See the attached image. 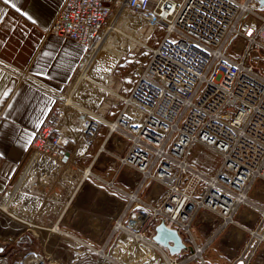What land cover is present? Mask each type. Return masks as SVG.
<instances>
[{
  "label": "built area",
  "instance_id": "obj_1",
  "mask_svg": "<svg viewBox=\"0 0 264 264\" xmlns=\"http://www.w3.org/2000/svg\"><path fill=\"white\" fill-rule=\"evenodd\" d=\"M128 11L142 14L153 27L161 26L164 35L149 48L147 59L133 68L128 77L134 76V83L126 95L119 96L122 108L107 119L83 89L85 83H95L86 62ZM48 32L71 38L86 50L71 84L56 95L31 140L29 157L35 152L40 156L35 168L39 181L24 180L23 171L17 181L19 191L0 198V210L9 213L29 205L18 202L16 194L26 193L29 199L40 182L64 168L77 167L81 180L94 175V162L79 166V160L102 127L106 135L98 153L114 154L120 167L138 173L139 182L134 192H125V209L113 222L108 240L113 238V243L107 254L55 224L50 228L75 244L50 235L57 244L51 254H39L42 264L45 258L48 264L55 263L54 253L62 246L65 252L75 253L81 246L93 250L90 264H102L101 257L108 264H149L154 256L160 259L155 264H179L178 254L168 256L152 239L159 222L178 234L187 233L193 242L188 258H202L204 249L192 237L196 213L207 210L230 225L246 203L258 208L257 226L249 230V237L264 243V206L248 198L253 180L264 181V67L258 64L264 60L262 0H157L154 4L150 0H64ZM235 40L240 41L239 50L232 48ZM107 141L117 145L119 152L108 149ZM194 144L220 155L213 173L189 164ZM151 183L166 188L157 201L138 195ZM141 246L149 251L147 257L140 254ZM115 249L123 259L114 254Z\"/></svg>",
  "mask_w": 264,
  "mask_h": 264
},
{
  "label": "crops",
  "instance_id": "obj_2",
  "mask_svg": "<svg viewBox=\"0 0 264 264\" xmlns=\"http://www.w3.org/2000/svg\"><path fill=\"white\" fill-rule=\"evenodd\" d=\"M63 1L11 0V3H5L0 0V198L14 189L19 191L17 181L29 160L34 132L53 107L56 95L71 84L86 50L84 45L71 38L48 32L49 25ZM150 1L154 4L157 0ZM111 31H115L114 26L108 34ZM105 40L95 54L89 56L86 63H93ZM102 143L103 141L99 146ZM106 147L119 152V147L112 141H107ZM98 148L88 165L95 161ZM89 152L90 149L87 155ZM80 160L79 166L87 165ZM189 164L196 168L195 165ZM31 166L37 167L35 158L27 167ZM74 171L79 169L64 168L54 176L49 175L40 182L42 184L37 190L34 189L29 199L26 198V193L16 194L15 199L18 202L26 201L29 205H23L19 210L9 213L0 210V264L19 260L17 256L22 252L26 254L19 264H28L39 254L53 252L57 244L56 238L47 234L40 236L37 229L47 228L45 224L52 221L49 228L57 224L58 228L63 230L60 228V222L66 196L60 177L66 172L72 174ZM34 178L39 181L38 176ZM256 180H253L252 184ZM260 185H264V181ZM165 190L164 186L154 183V189L148 194H154L151 201L159 200ZM49 192H52V197ZM248 198L255 201L250 195ZM263 206L264 204L258 207ZM243 208L238 212L239 215L236 211L235 223L230 225H224L216 214L207 211L211 216L209 215L206 225H213L215 229L207 237H203L198 229H195L203 212L200 215L201 210L198 211L192 219L194 243L203 247V253L209 260L208 264H264V243H254L249 237V230L257 226L258 215H251L250 208L246 206ZM12 216L14 218H11ZM240 221L249 223L250 228L242 226ZM194 232L197 233L196 236ZM179 235L186 246L178 253L179 264H198L195 259L188 258L192 253V240L181 236V232ZM46 238L48 241L45 244ZM19 239H22V245H17ZM88 244L91 245L92 240ZM141 248L140 254L147 257L149 251L144 246ZM59 250L57 249L54 255ZM237 250L240 251L238 257ZM117 251L115 249L114 254L123 259L124 256ZM159 260L158 256H154L149 264H155Z\"/></svg>",
  "mask_w": 264,
  "mask_h": 264
},
{
  "label": "rangeland",
  "instance_id": "obj_3",
  "mask_svg": "<svg viewBox=\"0 0 264 264\" xmlns=\"http://www.w3.org/2000/svg\"><path fill=\"white\" fill-rule=\"evenodd\" d=\"M258 11L261 12V9ZM123 17L114 24L115 31H111L110 34H107L108 36L106 35L107 38L93 63H87L86 65L87 73L95 83L87 82L83 89L95 103L97 112L104 115L107 119H112L122 108L119 96L126 95L132 87L134 76H128H130L133 68L147 59L149 48L155 46L164 35L161 26L153 27L152 24L144 21L145 17H142V14L128 11ZM240 46L239 40H235L232 44L234 50H239ZM255 59H257V55L254 53V63ZM258 64L263 68L264 60L258 62ZM105 135L106 128L102 127L91 145L89 154L83 157L80 162L87 164L91 161L99 144L102 141L104 142ZM188 162L210 174L216 170L220 162V155L202 147L200 144H194L191 147ZM41 167L42 170H46V165ZM91 170L94 175L85 180L80 179V171H74L72 174L66 172L60 177V182L64 184L66 196L60 228L86 243L92 240L91 246L95 249L102 248L105 245V248L103 247L104 253L107 254L111 250L113 243V238L108 242L113 222L125 209L127 196L124 192L130 193L137 189L139 175L131 168L120 167L116 156L111 155L107 151L97 154ZM35 172V166L25 167L24 180L36 182L37 180L34 178ZM261 182L263 181L260 179L256 180L254 184H251V189L248 191V195L255 200L257 206L264 204V185L261 186ZM152 189H154V183L148 184L147 188L138 192V195L144 198ZM49 194L52 197V192H49ZM153 198L154 194L152 193L146 199L151 201ZM245 206L250 208L251 215H258V208L249 203L241 205L238 208L237 215ZM201 212H203L199 218L201 220L195 225V229H198V232L203 237H207L215 229L212 227L213 225H206L210 218L209 212L201 210L199 214ZM203 214L206 216H203ZM239 223L250 228L249 223L244 221ZM50 225H52V221L49 224H45L47 228L37 229L38 234L40 236H43V234L53 235L60 238V242L75 244L72 238L65 237L60 231L57 230V233L53 232L52 228H49ZM196 234L194 232V236ZM181 236L190 239L185 232H181ZM62 247L54 255L55 263L53 264H90L89 255L95 257V252L86 246L79 247L75 253L65 252L63 250L64 246ZM162 249L167 255H170L165 247H162ZM85 251H88V253H85ZM240 251L237 250V257ZM25 254L22 252L17 257L22 260ZM35 258L41 257L37 256ZM35 258H32L28 264ZM100 259L102 264H108L106 258L101 257ZM45 261L48 264L46 258ZM195 261L198 264H208L209 260L206 258V254L203 253L202 258H197ZM14 263L11 262L10 264Z\"/></svg>",
  "mask_w": 264,
  "mask_h": 264
},
{
  "label": "water",
  "instance_id": "obj_4",
  "mask_svg": "<svg viewBox=\"0 0 264 264\" xmlns=\"http://www.w3.org/2000/svg\"><path fill=\"white\" fill-rule=\"evenodd\" d=\"M152 239L160 246L165 247L170 254H178L186 248L178 232L166 227L163 222H159L155 226V234ZM240 264L244 263L241 262Z\"/></svg>",
  "mask_w": 264,
  "mask_h": 264
},
{
  "label": "bare ground",
  "instance_id": "obj_5",
  "mask_svg": "<svg viewBox=\"0 0 264 264\" xmlns=\"http://www.w3.org/2000/svg\"><path fill=\"white\" fill-rule=\"evenodd\" d=\"M181 1V0H180ZM35 158L36 159V162H39L40 161V156L38 155V152H35L33 153L30 157H29V160L27 162V165L26 167L30 164L31 160ZM38 230H42L41 228H38ZM53 232H58L54 227L51 229ZM101 253V252H100ZM29 264H42V259L41 258H35L34 260H32L31 263Z\"/></svg>",
  "mask_w": 264,
  "mask_h": 264
},
{
  "label": "snow or ice",
  "instance_id": "obj_6",
  "mask_svg": "<svg viewBox=\"0 0 264 264\" xmlns=\"http://www.w3.org/2000/svg\"><path fill=\"white\" fill-rule=\"evenodd\" d=\"M5 3H11V0H4ZM262 2H264V0H262ZM13 7H15V5H12Z\"/></svg>",
  "mask_w": 264,
  "mask_h": 264
},
{
  "label": "trees",
  "instance_id": "obj_7",
  "mask_svg": "<svg viewBox=\"0 0 264 264\" xmlns=\"http://www.w3.org/2000/svg\"><path fill=\"white\" fill-rule=\"evenodd\" d=\"M19 244L22 245V239H19V240L17 241V245H19Z\"/></svg>",
  "mask_w": 264,
  "mask_h": 264
}]
</instances>
